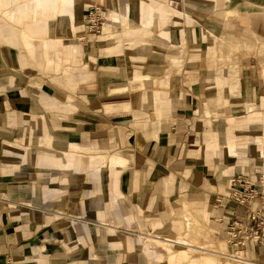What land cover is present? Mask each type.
I'll list each match as a JSON object with an SVG mask.
<instances>
[{"label": "crops", "instance_id": "obj_1", "mask_svg": "<svg viewBox=\"0 0 264 264\" xmlns=\"http://www.w3.org/2000/svg\"><path fill=\"white\" fill-rule=\"evenodd\" d=\"M19 1L0 0V7ZM96 4L106 11V21L102 33L87 39H83L82 35L77 40L80 43L66 44L63 38L57 43L56 49L53 48L51 52L48 50L49 53L39 50L41 45L39 42L43 40L48 42L49 40V45L54 42V38H49L46 35L47 30L49 33L55 29L59 31L62 26L68 25L74 32L76 27H79L77 10L81 7V13H86L91 6ZM183 6L185 9H194L198 6L197 18L203 17L207 10L223 9L227 19L221 23L223 29L227 30L226 37L229 40H239L251 54H247L245 49L237 54L238 77L235 72L228 71L226 61L222 64L221 75L215 77V67L211 65L214 61L207 59L201 63L199 60V64L196 65L197 70L194 71L195 75L189 78V80L192 79V82L184 84L183 88L178 87L179 91L176 94L169 92L168 96L164 91L166 81L160 79L158 83L159 87L164 88L163 91L159 89L146 90L137 97L133 93L132 81L127 77L129 92L126 94L117 93L121 94L119 100L125 101L127 120L107 127L99 141L91 142L90 148L101 147L103 149L106 146L108 152L105 156L103 180L95 182L94 179H91L89 186H92V183H100V186H104L106 200L114 202L115 199H110V195H114L115 191V171L119 168L123 169L126 162L132 161L133 169H140L138 171L146 174L144 179L152 185V191L154 187L159 186L160 193L156 194L163 196L162 193L166 195L174 193L185 195L186 200L191 202L210 203L212 211L218 216L216 219L224 221L220 223L224 226V223L229 222L231 218H242L245 215V209L225 197L221 198V195L227 191L228 182L222 192H216V182L211 181V178L206 175L205 168L199 167L196 160L189 159L188 154L197 142L198 134L224 129L223 127L219 128L221 116L224 118L234 117L238 109L241 111L245 109L246 104L261 105L264 103V0H45V2L44 0H23V3L17 6L18 15L16 18L30 20L43 15L45 17L41 19L40 25L44 30L46 29L45 32L35 30L40 21L30 20L26 23L23 33V27L18 28L16 23L11 24L10 21L1 20V42L4 41V44L18 49L17 53L21 63H26L25 53L18 44L21 35L23 40H27V36L29 37L28 39L35 50L34 55L32 54L34 58L38 56L62 57V59H56L53 62L61 67L58 78L64 82L68 97L63 101L61 96L48 87L46 88L48 92L43 89L38 92L30 91L31 88L24 87L17 80H13V83L10 84L5 83L6 80L3 81L1 77L0 61V132L1 128L11 129V131L16 129L17 124L11 125L7 122L6 126L11 125L10 129L2 124L5 117L7 119L8 116L7 106L13 109L12 104H14L17 107H15L16 113L21 118L18 119L19 125L25 127L26 121L29 124V131L32 128L34 132L30 136L36 135L35 132L40 128V123H44L37 124L36 122L40 120L33 119L34 116L31 117V113H29L30 110H43L45 105L56 106L59 103L76 107L77 104L73 101L72 95L74 90L77 94L90 92V89L94 87L99 90L97 78L101 72L116 73V77L123 67L128 66L123 61L124 54H118L119 50L108 52L110 46L113 45L110 41H116L121 37L128 38L129 34L133 32L132 27H138L142 23L151 27L154 23L159 26L164 25L166 22L163 23V20L173 18V20H181L180 15L176 17V11ZM132 11L133 15L130 17ZM119 12L120 17L114 22L111 14L118 16ZM208 20L212 23L211 19ZM84 31L85 25L83 24V34ZM43 34L46 37H43ZM192 35L194 37L189 36V39H197L196 33ZM180 39L184 38L181 36ZM171 41L174 42V39L172 38ZM6 54L10 55L11 53L7 52ZM198 54L195 52L192 53V56L197 57ZM91 57L94 59L91 60ZM74 58L80 59L79 65L81 63L88 64L87 72L93 76L94 80L84 79L85 71L72 70L70 62ZM222 58L221 54L218 55L219 61H222ZM183 61V57L167 59L166 63L163 62L159 72L164 71L166 66L170 69L181 67ZM35 62L37 64L43 60L35 59ZM235 64L232 63V65ZM194 67L189 65L187 72ZM71 70L72 72H70ZM228 73H234L236 76H228ZM148 79L147 87L153 86L155 79L153 81ZM105 86L111 88L110 84ZM236 87L239 91H236ZM235 92L237 93L234 94ZM257 93L259 96L255 98ZM145 106L147 107L144 108ZM259 112H263V110ZM258 117L260 119H257ZM48 118L46 117V121L44 119L42 121H50L54 127L63 125L56 118L52 117L55 120L53 122ZM254 121L251 123L239 119L235 121L234 126L248 129L254 124L253 130L258 129L257 123L258 121L262 122V116H255ZM63 136L66 137L64 134H57L56 138L61 146L62 143H66V146L61 149L64 150V154L68 151V148L65 150V147H69V140L61 139ZM73 144L79 146L76 143ZM248 145L249 143H247ZM27 146L13 145L12 149L2 147L0 133V264H117L119 245L117 210H108L109 223L106 224H101L99 220L102 213H106L102 209H73L72 213L63 211L65 201L61 200L59 196L65 193L64 186L77 184L82 187L84 183H75L74 180L77 178H73L71 182L68 176H46L49 169L61 167L62 170H65V167H68V162L53 164L49 159L42 162L40 159L43 155L30 159L27 153H30L31 150H28ZM249 148L252 146L249 145ZM237 151L238 153L242 152ZM82 162H79L78 166H85L86 163L90 170V166L95 167L97 161ZM181 163L188 164V168ZM92 176L95 177V175ZM255 176L256 174L253 175V177ZM78 179L82 180V178ZM144 183L146 184L144 181L135 183L132 172L120 174L118 184L121 187L120 190H123L122 193L126 195L121 199H145L141 197L134 199L133 196L137 194L136 190H140V184ZM136 185H139V188ZM262 193L264 195V186ZM218 198H221L220 203H217ZM182 203L185 204V201ZM257 204L264 211V199L259 200ZM187 206L190 209L188 215L194 219L199 228L204 230L206 236L212 238L208 243L209 246L215 248L216 251L220 250L221 254L212 250L213 254L192 257L190 252L181 250L180 264H196L197 262L223 264L221 260L214 258V253L219 254L221 259L226 256L232 257L233 255L228 253L227 242L220 238L215 240L208 230L209 226L202 218H199L196 212L192 211L197 207L189 205L188 202ZM122 214L128 216L129 212L124 214L122 211ZM202 214L207 216V210ZM104 215L107 216V214ZM172 222L174 230H184V217L173 218ZM102 237H107L103 244ZM242 250L247 252L258 264H264V246L249 242ZM138 255L140 254L133 250H124L121 253V264H135ZM226 260H228L225 262L226 264H235L230 261L233 259ZM247 260L244 261L248 262Z\"/></svg>", "mask_w": 264, "mask_h": 264}, {"label": "rangeland", "instance_id": "obj_2", "mask_svg": "<svg viewBox=\"0 0 264 264\" xmlns=\"http://www.w3.org/2000/svg\"><path fill=\"white\" fill-rule=\"evenodd\" d=\"M22 3L23 0H20L16 3H9L2 8L0 7V22L1 20H7L10 21L11 24L16 23L18 28L20 26L23 27L24 33L26 23L30 22V20H36L40 22L37 27H35V30L45 32L46 29L44 30L43 26L40 25L41 19L45 17L43 15H39L30 20H18V18H16L18 15L17 6ZM197 7L194 9H185L183 6V8L178 9V11H176V17L180 15L181 20H173L174 18L171 20H163V23L166 22L164 25L162 24L159 26L154 23L151 27L142 23L138 27H132L133 32L129 34L130 36L128 38L121 37L116 41H110L113 45L110 46L108 52L112 53V50H119L118 54H124L122 58L128 66L123 67L116 77V73L101 72L97 78V85L100 86L99 90L94 87L90 89V92L84 94H77L74 90L72 95L73 101L77 104L76 107H70L59 103L56 106L45 105L43 110H30L29 113H31V117L34 116L33 119L40 120L36 122L37 124L40 122L44 123H40V128H37L38 130L35 132L36 135L30 136L33 131L32 128H30L31 131H29V124H27L26 121L25 127L19 125L18 119L21 118L16 113V105L12 104L13 109H10L8 106L6 109L8 116L7 119L5 117L2 122L3 126L9 127L8 129H10L11 125L17 124V127L13 131H11V129L5 130L1 128L2 147L5 146L7 149H12L13 145L21 147L28 145V150L31 151H29L30 153H27V155L30 159L38 155H43L40 159L42 162L47 159H49V161L51 160L53 164L57 162L59 164L64 161L68 162V167H65V170H62L61 167L49 169L47 170L48 172H46V176H68L71 182L73 178H77L74 180L75 183H84L82 187L77 184L64 186L65 193L59 196L61 200L63 199V201H65L63 211L72 213L73 209H102L105 210L106 213L103 212L99 220L101 224H106L109 223L108 210H117L119 243L117 264H121V253L124 250H133L140 254L135 260V264H180L181 250L190 252L192 257L203 254H213L212 250L221 254L220 250L216 251L215 248L209 246L208 243L212 238L206 236L204 230L199 228L194 219L188 215L190 209H188L189 206H187V202L189 205L197 207L193 208L192 211L196 212L199 218H202L206 225L209 226L208 230L215 240L216 238H220L226 241L225 231L223 229L226 223H224V226L220 224L224 221H218L216 219L218 216L212 211V205L210 203L191 202L186 200L185 195L174 193L170 195L162 193L163 196L156 194L160 193L159 186L154 187L152 191V185L144 179L146 174L138 171L140 169H133L132 161L126 162L123 169L119 168L115 171V191L114 195H110V199H115L114 202L106 200L104 186H100V183H92V186H89V181L91 179H94L95 182H101L103 180L105 175V156L108 152L106 146L103 149H101V147L90 148L91 142L94 140L99 141L105 134L107 127H112L117 123H123L127 120L125 116L126 109L124 107L125 101H120L119 98L121 94H117H126L129 92L126 81L127 77L132 81L134 95L139 97L142 91H150L152 89L163 91L164 88L159 87L158 81L160 79L166 81V88L164 91L167 96L169 92L176 94L177 91H179L178 87L183 88L184 84H190V82H192V79L189 80V78L195 75L197 70L196 65L199 60H201V63L205 62L207 59L214 61L211 65L215 67V77L221 75L224 61L228 64V71L235 72L237 77L239 76L237 66L239 61L237 54H239L242 49H245V52L250 55L249 49L243 47L239 40H229L226 37L225 33L227 30L223 29L224 27L221 23L227 19L225 18L226 16L223 9L217 8L215 10H207L203 17L197 18ZM84 14L85 13H81L80 7L76 14L79 27H76L74 32L70 30L68 25L62 26L59 31L55 29L49 33V30H47L45 32L47 33L46 35L49 38H54V42H51V45L48 43L49 40L48 42L46 40L39 42L41 43L39 50L43 53H49L48 50L51 52L53 48L56 49L57 43L63 38L66 44L72 42L80 43L77 41L78 37L85 35L82 32L83 24H86ZM132 15L133 11L130 17ZM118 17H120V12L118 16L113 13L111 14V18L114 22H116L115 20ZM208 19H211L212 23ZM50 21L53 22L54 20ZM216 22L219 25H217ZM84 33H86V25ZM178 33L184 39H180L181 36H178ZM193 33L197 34V39H189V36H191V38L194 37L192 35ZM43 37H46L45 34H43ZM28 38L27 36V40H23L21 35V40L18 42L19 48L25 53L26 63L20 62L17 53L18 49L4 44V41L1 42L0 38L2 80H6L5 83L8 84L13 83V80L20 81L24 87L28 86L31 88L30 91L36 92L41 91V89L48 92L46 89L48 87L61 96L63 101L66 100L68 92L65 90L64 82H62L61 78H58L61 67L53 62V60H60L62 57L38 56L34 58L32 54L35 50ZM172 38L174 42L171 41ZM7 52L11 54L7 55ZM195 52L199 53L197 57L192 56V53ZM217 54L222 55V61L218 60ZM180 57L184 58L181 67L170 69L166 66L164 71L159 72L163 62L167 59H179ZM91 58V60L94 59L93 57ZM35 59L43 60V62L36 64ZM79 63V58H74V60L71 59L70 67H72V70L79 69L80 71H85L84 79L94 80L93 76L89 75L87 72L88 64L81 63V65H79ZM232 63L236 64L232 65ZM189 65L195 66L190 70L191 72L189 70L187 72V69H189L187 67H189ZM210 67L212 68V66ZM72 70L70 72H72ZM236 74L228 73V76H236ZM148 78L152 81L155 79V83L151 87H147L149 84ZM105 83L107 85L110 84L111 88H106ZM92 84H94V82H92ZM236 84L238 86V81ZM236 91H239L237 87ZM236 93L237 92L234 94ZM128 95H130V93H128ZM258 96L259 94L257 93L255 98H258ZM146 107L147 106L144 108ZM261 110H263V112H259ZM259 115L262 116V122L259 123L258 121V129L253 130L252 126L254 124L248 129H241L234 126L235 121L239 119L254 123L255 116ZM46 117L51 119L52 122L55 121L53 118H56V120H59V123L62 122L63 125H56L54 127L50 121L43 122ZM257 119L260 118L258 117ZM7 122L11 123V125L6 126ZM57 127L58 129H55ZM220 127L224 129L215 130L213 132L205 131L198 134L197 142L192 146L188 154V158L196 160L199 167L205 168V172H207L206 175L211 178V181H214V183L216 182V192H222L224 190L223 188L226 186V182H229L230 177L237 173L243 172L251 177H253L254 174L263 175L264 103L261 105L246 104L245 109L242 111L238 109L234 117L224 118L221 116L219 122V128ZM57 134L66 135V137L63 136L61 139L65 138V140H69V147H65V150L68 148V151L64 154V150L61 149L63 146H66V143H62L61 146V143L58 142L56 138ZM73 143L79 146H74ZM247 143H249L252 148H249ZM237 150L242 152L238 153ZM87 160L90 162L97 161L95 167L90 166L89 170L85 163ZM82 161H84L85 166L79 167V162ZM183 166L188 168V164H183ZM128 172L133 173L135 183L140 181L146 182V184L138 185L140 190H136L135 193L137 194L133 195L134 199L137 197L145 199H121L125 193H122L123 190H120L121 187H119L118 180L120 174H127ZM92 175H95V177ZM91 176L92 178H89ZM78 178H82V180ZM138 186L137 188H139ZM203 188L205 189V187ZM130 196L132 195L130 194ZM124 197H126V195ZM182 201H185V204L182 203ZM205 210H207V216H203L202 214ZM122 211L124 214L129 212V215H123ZM104 214H107V216ZM178 217H184L185 219L184 230L182 231L173 229L172 219ZM106 238L107 237L101 238L102 244L105 243ZM228 249V253L233 255L232 257L226 256L221 259L219 254L214 253V258L221 260L223 264H226L225 262L228 261L226 259H233L230 261H233L235 264H258L247 252H243L244 250L240 249L235 252L230 250L229 247ZM243 259H248V262ZM196 264L201 263L197 262Z\"/></svg>", "mask_w": 264, "mask_h": 264}, {"label": "built area", "instance_id": "obj_3", "mask_svg": "<svg viewBox=\"0 0 264 264\" xmlns=\"http://www.w3.org/2000/svg\"><path fill=\"white\" fill-rule=\"evenodd\" d=\"M86 20V33L82 37L87 39L103 31L106 21V11L99 4L91 6L84 16ZM264 175L255 177L240 172L230 177L228 188L221 198L231 200L235 205L245 209L242 218H231L224 227L227 245L232 251L245 248L249 242L264 246V211L257 204L264 199L262 188ZM217 199V203L221 202Z\"/></svg>", "mask_w": 264, "mask_h": 264}, {"label": "bare ground", "instance_id": "obj_4", "mask_svg": "<svg viewBox=\"0 0 264 264\" xmlns=\"http://www.w3.org/2000/svg\"><path fill=\"white\" fill-rule=\"evenodd\" d=\"M108 14V13H107Z\"/></svg>", "mask_w": 264, "mask_h": 264}]
</instances>
